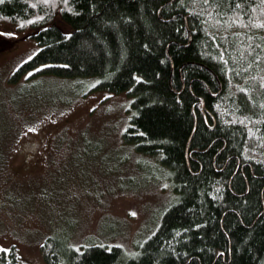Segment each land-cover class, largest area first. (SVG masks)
I'll return each instance as SVG.
<instances>
[{
    "label": "trees",
    "instance_id": "16d2710c",
    "mask_svg": "<svg viewBox=\"0 0 264 264\" xmlns=\"http://www.w3.org/2000/svg\"><path fill=\"white\" fill-rule=\"evenodd\" d=\"M0 21L39 46L10 82L126 91L124 138L175 192L135 255L49 236L47 264H264V0H0ZM0 264L26 263L11 244Z\"/></svg>",
    "mask_w": 264,
    "mask_h": 264
},
{
    "label": "rangeland",
    "instance_id": "374dc122",
    "mask_svg": "<svg viewBox=\"0 0 264 264\" xmlns=\"http://www.w3.org/2000/svg\"><path fill=\"white\" fill-rule=\"evenodd\" d=\"M38 48L0 21V245L16 244L26 264H47L49 236L136 253L174 201L168 171L125 140L126 91L51 75L10 82Z\"/></svg>",
    "mask_w": 264,
    "mask_h": 264
},
{
    "label": "snow or ice",
    "instance_id": "6c2138e0",
    "mask_svg": "<svg viewBox=\"0 0 264 264\" xmlns=\"http://www.w3.org/2000/svg\"><path fill=\"white\" fill-rule=\"evenodd\" d=\"M48 0H45V3H47ZM67 2V0H65V3ZM33 19H38V17H33ZM21 23L23 24L24 21H21ZM66 35H71V33H66ZM137 79H141V77H137ZM74 248H78V245H73ZM129 255H135V253H130Z\"/></svg>",
    "mask_w": 264,
    "mask_h": 264
}]
</instances>
